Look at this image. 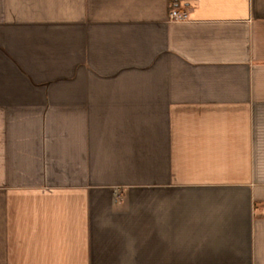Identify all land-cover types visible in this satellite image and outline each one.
Listing matches in <instances>:
<instances>
[{"label":"crops","instance_id":"obj_1","mask_svg":"<svg viewBox=\"0 0 264 264\" xmlns=\"http://www.w3.org/2000/svg\"><path fill=\"white\" fill-rule=\"evenodd\" d=\"M0 264H264V0H0Z\"/></svg>","mask_w":264,"mask_h":264},{"label":"built area","instance_id":"obj_2","mask_svg":"<svg viewBox=\"0 0 264 264\" xmlns=\"http://www.w3.org/2000/svg\"><path fill=\"white\" fill-rule=\"evenodd\" d=\"M169 17L173 22H184L189 19V14L183 10L171 9Z\"/></svg>","mask_w":264,"mask_h":264},{"label":"trees","instance_id":"obj_3","mask_svg":"<svg viewBox=\"0 0 264 264\" xmlns=\"http://www.w3.org/2000/svg\"><path fill=\"white\" fill-rule=\"evenodd\" d=\"M171 9H173V8H171Z\"/></svg>","mask_w":264,"mask_h":264}]
</instances>
